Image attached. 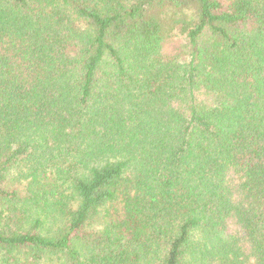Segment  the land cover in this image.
I'll return each mask as SVG.
<instances>
[{
	"label": "trees",
	"instance_id": "16d2710c",
	"mask_svg": "<svg viewBox=\"0 0 264 264\" xmlns=\"http://www.w3.org/2000/svg\"><path fill=\"white\" fill-rule=\"evenodd\" d=\"M0 264H264V0H0Z\"/></svg>",
	"mask_w": 264,
	"mask_h": 264
}]
</instances>
